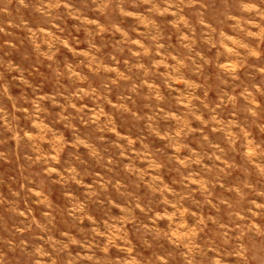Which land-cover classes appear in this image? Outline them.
I'll return each instance as SVG.
<instances>
[{"label": "rangeland", "instance_id": "rangeland-1", "mask_svg": "<svg viewBox=\"0 0 264 264\" xmlns=\"http://www.w3.org/2000/svg\"><path fill=\"white\" fill-rule=\"evenodd\" d=\"M0 264H264V0H0Z\"/></svg>", "mask_w": 264, "mask_h": 264}]
</instances>
